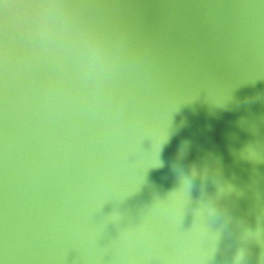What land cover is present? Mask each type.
<instances>
[{
  "label": "water",
  "instance_id": "obj_1",
  "mask_svg": "<svg viewBox=\"0 0 264 264\" xmlns=\"http://www.w3.org/2000/svg\"><path fill=\"white\" fill-rule=\"evenodd\" d=\"M0 264H264V0H0Z\"/></svg>",
  "mask_w": 264,
  "mask_h": 264
}]
</instances>
